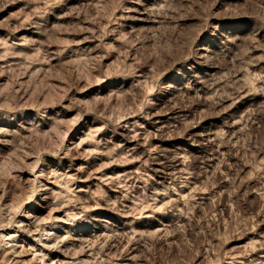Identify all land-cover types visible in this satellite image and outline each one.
I'll return each mask as SVG.
<instances>
[{"label": "rangeland", "instance_id": "1", "mask_svg": "<svg viewBox=\"0 0 264 264\" xmlns=\"http://www.w3.org/2000/svg\"><path fill=\"white\" fill-rule=\"evenodd\" d=\"M0 264H264V0H0Z\"/></svg>", "mask_w": 264, "mask_h": 264}, {"label": "bare ground", "instance_id": "2", "mask_svg": "<svg viewBox=\"0 0 264 264\" xmlns=\"http://www.w3.org/2000/svg\"><path fill=\"white\" fill-rule=\"evenodd\" d=\"M149 10V9H148ZM205 49V48H204ZM154 112V111H153ZM151 115V114H150ZM169 130V129H168ZM163 133V132H162ZM161 141V140H160ZM138 144V143H137ZM161 152V151H160ZM169 165V164H168ZM172 172V171H171ZM4 179V178H3ZM3 195V194H2ZM12 207V206H11ZM10 208V207H9ZM50 234V233H49ZM13 241H18V240H13ZM12 247H13V244H12ZM14 248V247H13Z\"/></svg>", "mask_w": 264, "mask_h": 264}]
</instances>
